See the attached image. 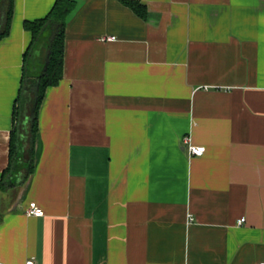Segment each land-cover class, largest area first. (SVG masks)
I'll use <instances>...</instances> for the list:
<instances>
[{"label":"crops","instance_id":"0c3cea01","mask_svg":"<svg viewBox=\"0 0 264 264\" xmlns=\"http://www.w3.org/2000/svg\"><path fill=\"white\" fill-rule=\"evenodd\" d=\"M55 1L15 0L0 42V179L24 23ZM73 1L35 171L0 192V264L264 262V0H135L144 19L127 0Z\"/></svg>","mask_w":264,"mask_h":264},{"label":"trees","instance_id":"16d2710c","mask_svg":"<svg viewBox=\"0 0 264 264\" xmlns=\"http://www.w3.org/2000/svg\"><path fill=\"white\" fill-rule=\"evenodd\" d=\"M14 3L15 0H0V42L10 35ZM124 4L146 18L145 5L135 0ZM76 6L73 0H56L47 16L24 23L31 42L24 54L21 84L13 109L9 163L1 175V193L23 187L35 171L39 112L47 90L63 79L67 19Z\"/></svg>","mask_w":264,"mask_h":264},{"label":"built area","instance_id":"2783aa9c","mask_svg":"<svg viewBox=\"0 0 264 264\" xmlns=\"http://www.w3.org/2000/svg\"><path fill=\"white\" fill-rule=\"evenodd\" d=\"M116 37H103L101 38L102 42H114L116 41ZM183 145L185 146V149H187L189 155L191 157H201L204 155L206 148L203 146H197L192 142V139L190 136H184L182 140ZM26 215L29 217H36L40 218L44 216L43 210L35 203H30L28 209L26 210ZM245 222V219H241L239 221V224H243ZM26 264H35L33 260H28ZM260 264H264V262H261Z\"/></svg>","mask_w":264,"mask_h":264}]
</instances>
